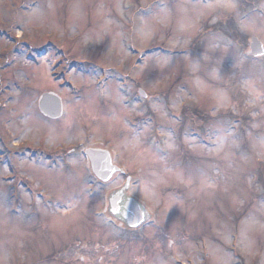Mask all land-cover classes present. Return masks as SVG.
<instances>
[{"label": "rangeland", "instance_id": "1", "mask_svg": "<svg viewBox=\"0 0 264 264\" xmlns=\"http://www.w3.org/2000/svg\"><path fill=\"white\" fill-rule=\"evenodd\" d=\"M220 2L0 0V264H264V60L242 51L264 32H233L264 0ZM97 145L128 191L91 186ZM115 195L154 225L114 230Z\"/></svg>", "mask_w": 264, "mask_h": 264}, {"label": "water", "instance_id": "2", "mask_svg": "<svg viewBox=\"0 0 264 264\" xmlns=\"http://www.w3.org/2000/svg\"><path fill=\"white\" fill-rule=\"evenodd\" d=\"M251 52L254 56H261L264 53V48L257 38L252 39ZM39 110L44 116L50 119H58L62 115L61 100L54 94H44L39 101ZM87 154L92 161L96 176L102 181H108L111 175L117 171V168L111 166L107 153L90 150ZM113 206L115 207V203H113ZM130 208L139 217L135 223L137 225L141 221V214L137 211V207L134 204H131ZM114 212L116 211L114 210Z\"/></svg>", "mask_w": 264, "mask_h": 264}, {"label": "snow or ice", "instance_id": "3", "mask_svg": "<svg viewBox=\"0 0 264 264\" xmlns=\"http://www.w3.org/2000/svg\"><path fill=\"white\" fill-rule=\"evenodd\" d=\"M210 6V5H209ZM237 6V0H221V2L217 5V7L223 8L225 10L235 9ZM261 16H264V12L261 13ZM215 21H213L214 23ZM259 27V30L264 32V22H261L259 26H257L256 21L253 20L247 13L241 16L239 13L235 15V27L234 30L238 33H244L251 29H256ZM264 54V53H262ZM162 131H171V129H162ZM139 134V133H138ZM261 147H264V138L260 141ZM135 226V225H134Z\"/></svg>", "mask_w": 264, "mask_h": 264}, {"label": "flooded vegetation", "instance_id": "4", "mask_svg": "<svg viewBox=\"0 0 264 264\" xmlns=\"http://www.w3.org/2000/svg\"><path fill=\"white\" fill-rule=\"evenodd\" d=\"M259 59H263L264 60V56L259 58ZM119 204H120V207H121V212H119L120 214L118 215L119 217H121L119 220L124 221L125 220L124 217H129L130 216V214L127 211V199L126 200L122 199V201Z\"/></svg>", "mask_w": 264, "mask_h": 264}, {"label": "trees", "instance_id": "5", "mask_svg": "<svg viewBox=\"0 0 264 264\" xmlns=\"http://www.w3.org/2000/svg\"><path fill=\"white\" fill-rule=\"evenodd\" d=\"M197 115H198V114H197ZM198 116H199V120H200V121L205 120V118L202 119V117H201L200 115H198Z\"/></svg>", "mask_w": 264, "mask_h": 264}]
</instances>
